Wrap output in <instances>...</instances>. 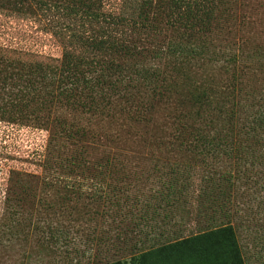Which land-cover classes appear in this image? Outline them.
Masks as SVG:
<instances>
[{
    "label": "rangeland",
    "instance_id": "obj_1",
    "mask_svg": "<svg viewBox=\"0 0 264 264\" xmlns=\"http://www.w3.org/2000/svg\"><path fill=\"white\" fill-rule=\"evenodd\" d=\"M140 1L117 15L132 25ZM44 2L0 0V81L17 80L0 82V264H140L165 246L161 264H186L185 240L224 231L240 264H264V0H191L202 56L162 58L166 31L126 26L136 51H93L106 23ZM71 51L103 76L54 109L47 67Z\"/></svg>",
    "mask_w": 264,
    "mask_h": 264
},
{
    "label": "trees",
    "instance_id": "obj_2",
    "mask_svg": "<svg viewBox=\"0 0 264 264\" xmlns=\"http://www.w3.org/2000/svg\"><path fill=\"white\" fill-rule=\"evenodd\" d=\"M37 4L45 5L44 0H32ZM73 3L79 4L78 7L73 6L71 9L67 7L66 11L76 14L81 17H88L91 21L104 22L106 26L98 28L97 31L104 36L105 40L101 39L100 46H93L92 50H101L104 53L118 52V50L125 52L136 51L132 42H124L122 34L126 31V26L130 27V30L140 29L144 31H151L153 33H162L166 31L170 34L169 43L170 46L167 48L164 54H157V58H162L163 55H174L179 56L187 54L193 57H201L202 52H193L189 50L185 45L189 43L191 37L199 36L198 34L206 33L203 26L207 23L204 20L198 19L200 12H195L197 7H193V4L187 2V0H168L165 2V11H167L166 21H157L156 19L149 18V11L154 7V0H141L137 7V18L133 19V24H126L127 20L118 15L121 12V4L118 3L120 0H72ZM8 3L14 4L15 8L23 9L26 7L24 4L27 0H7ZM160 5V3H159ZM186 6V8H184ZM57 8H62L56 5ZM110 7L113 10L109 12ZM159 7H162L161 5ZM27 8V7H26ZM66 8V6H65ZM21 13L20 10H15ZM118 13V15H117ZM207 13H203L205 15ZM176 16V17H175ZM197 21V22H195ZM197 25V26H196ZM110 34L104 35L107 30L111 29ZM127 32V31H126ZM120 36L119 39L117 37ZM172 37V38H171ZM190 37V38H189ZM104 46V47H102ZM136 48V47H135ZM134 49V50H133ZM92 53V52H89ZM93 52L92 54H94ZM91 55L78 56L74 52H65L63 55L62 63L57 67L48 66L51 74L47 82L53 86H57V93L52 100L51 107L60 104L68 107H75L73 103L80 98V93L84 90H93L91 84V78H86V73L94 74L100 73V77L103 76V68L98 71L101 60L103 59H89ZM105 60V58H104ZM109 60V59H108ZM106 60V61H108ZM110 60L109 62H111ZM55 70V72H52ZM15 75H7L0 82L2 85H9L12 82L17 81L14 79ZM99 77V78H100ZM101 79V78H100ZM28 84H30L28 82ZM48 85V86H50ZM53 97V94L50 95ZM57 98V99H55ZM62 100V101H61ZM92 100V97L90 98ZM94 99L90 104H87V111L92 109ZM57 102V103H56ZM85 105V104H84ZM85 107V106H84ZM211 150V149H209ZM225 232V231H224ZM216 233L210 232L203 234L200 238L193 237V239L185 240L182 244V256L186 264H240L239 256L236 251V241L229 238V233ZM193 241V242H192ZM167 251L173 252V247H162L158 249H150L148 252L142 254L141 259L144 261L140 264H161L160 262L165 258L169 257Z\"/></svg>",
    "mask_w": 264,
    "mask_h": 264
}]
</instances>
